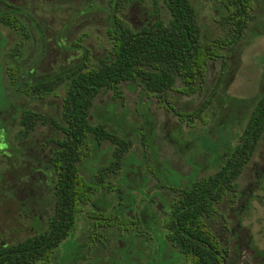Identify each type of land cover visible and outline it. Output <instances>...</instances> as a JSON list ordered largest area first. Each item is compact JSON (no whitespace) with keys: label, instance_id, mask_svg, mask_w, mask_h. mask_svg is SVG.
I'll return each instance as SVG.
<instances>
[{"label":"rangeland","instance_id":"rangeland-1","mask_svg":"<svg viewBox=\"0 0 264 264\" xmlns=\"http://www.w3.org/2000/svg\"><path fill=\"white\" fill-rule=\"evenodd\" d=\"M116 1L114 7L112 0H14L24 4L30 19L21 16L29 37L13 59L15 82L23 83V71L30 66L35 77L80 60L83 49L87 64H97L109 55L113 15L130 27L154 16L164 21L168 17L162 0ZM190 1L202 39L226 54L227 48L220 46L230 37L231 25L221 19L220 3ZM1 30L12 34L9 44L17 40L18 32ZM263 75L264 0H250L249 18L234 50L223 63L212 60L195 89H169L163 102L131 82L119 84L121 96L117 98L110 90L99 91L89 120L107 123L127 136L129 145L118 167L97 177L100 167L110 161L111 142L103 139L97 144L88 137V149L78 169L95 189L89 202L82 205L75 228L58 243L45 264H182L175 248L161 236L163 211L177 195L175 188L180 183L215 170L237 142L248 98L264 80ZM3 76L9 77L8 70ZM175 86L181 88L180 83ZM64 87L65 82L59 83L41 97L15 87L14 99L20 106L43 113V117L61 121ZM48 123H39L31 131V144H46L43 151L36 152L32 167L62 135ZM44 138L50 140L40 143ZM35 175L37 172L32 173V179ZM51 179L53 176H48ZM235 184V193L219 201L206 220L226 244L229 264L264 263V132ZM30 186L31 192L40 190L35 201L41 219L32 222L33 230H40L52 211L51 186H44L42 181ZM15 206L14 198L0 194V239L4 241L19 240L28 233L25 227L30 222L23 213L19 217L13 213ZM91 210L97 214L89 215ZM108 214L124 219L131 229L99 224L100 216Z\"/></svg>","mask_w":264,"mask_h":264},{"label":"trees","instance_id":"trees-1","mask_svg":"<svg viewBox=\"0 0 264 264\" xmlns=\"http://www.w3.org/2000/svg\"><path fill=\"white\" fill-rule=\"evenodd\" d=\"M162 1L168 11L165 21L154 16L130 27L113 15L115 25L109 55L94 66L85 61L83 49L80 60L31 79L30 92L36 95L48 94L56 85L65 82L60 106L62 135L55 139L56 146L46 163L47 172L53 176L47 181L51 186L52 211L46 216L43 229L19 240L0 243V264H45L58 243L73 231L82 205L89 202L95 189L78 169L79 161L86 155L89 136L97 144L103 139L111 142L110 161L100 167L97 177L103 171H114L120 164L129 138L118 134L105 122L89 120L93 99L99 91L110 90L112 97L117 98L121 96L119 84L131 82L159 102H163L169 89L191 91L200 84L212 60L226 61L249 18L250 0H217L221 19L231 25L230 37L220 46L227 48L229 53L225 54L202 39L190 0ZM112 4L116 7L117 1L112 0ZM177 83L181 88H175ZM248 99V111L237 142L219 166L180 183L175 188L177 195L163 211L159 222L161 236L175 248L182 264H229L226 244L218 240L206 219L219 201L235 193V178L263 135L264 80ZM37 117L32 111L31 130ZM41 121H51V118L41 117ZM90 214L94 216L97 212L91 210ZM100 218L101 225L114 224L119 229H131L127 221L119 220L116 215H101Z\"/></svg>","mask_w":264,"mask_h":264},{"label":"flooded vegetation","instance_id":"flooded-vegetation-1","mask_svg":"<svg viewBox=\"0 0 264 264\" xmlns=\"http://www.w3.org/2000/svg\"><path fill=\"white\" fill-rule=\"evenodd\" d=\"M23 5L15 3L14 0H0V28L18 32L17 40H13L9 44L12 34L0 29V128L7 131V141L9 144L6 153L0 152V194L8 195L11 199L14 198L17 206H15L13 213L16 216L19 217L22 213L26 215L30 222V225L28 224L25 227V231L27 230L28 232L25 234L26 236L35 231L33 230L32 222L35 220L40 222L41 219V213L37 210L40 207L36 208L35 201L36 193L40 195V190L35 192L34 189L31 192L30 184L42 181L45 186L47 183L48 176H51V173L47 172L46 163L54 147H51L47 153L44 151L42 154L43 160L40 158L37 165L32 167L31 162L33 158H36V152L39 150L43 151L46 144H35L37 146L31 144V131H34L39 123H45L46 121H41L43 113L33 111L28 106H20L14 99L15 87L25 93H30V81L34 78L31 66L23 71L22 76L24 81L21 85L15 82L14 76L15 65L13 59L19 52L21 44L29 37V29L21 21V16L25 18L28 16L29 19V15L26 13L25 6ZM6 57L8 60H6ZM4 70H8L9 77L5 78L3 76ZM32 111L37 113L38 117L31 130L30 114ZM48 124H52L60 130V120L54 121L51 119ZM44 139L45 142L41 140L40 143H46L50 140ZM54 142H56L55 139ZM33 172H37V175L32 179ZM218 240L220 241L219 238ZM6 242L9 241L0 239L1 244Z\"/></svg>","mask_w":264,"mask_h":264},{"label":"clouds","instance_id":"clouds-1","mask_svg":"<svg viewBox=\"0 0 264 264\" xmlns=\"http://www.w3.org/2000/svg\"><path fill=\"white\" fill-rule=\"evenodd\" d=\"M9 148V144L7 141V131L5 129L0 128V152H7Z\"/></svg>","mask_w":264,"mask_h":264}]
</instances>
